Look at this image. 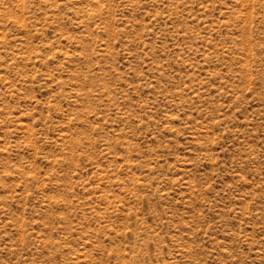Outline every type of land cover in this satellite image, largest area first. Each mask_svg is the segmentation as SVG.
<instances>
[{"label": "rangeland", "instance_id": "1", "mask_svg": "<svg viewBox=\"0 0 264 264\" xmlns=\"http://www.w3.org/2000/svg\"><path fill=\"white\" fill-rule=\"evenodd\" d=\"M0 264H264V0H0Z\"/></svg>", "mask_w": 264, "mask_h": 264}]
</instances>
